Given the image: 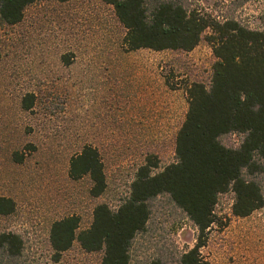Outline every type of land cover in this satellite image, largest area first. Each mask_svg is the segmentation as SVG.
<instances>
[{
  "label": "rangeland",
  "instance_id": "374dc122",
  "mask_svg": "<svg viewBox=\"0 0 264 264\" xmlns=\"http://www.w3.org/2000/svg\"><path fill=\"white\" fill-rule=\"evenodd\" d=\"M192 1L214 16L260 26L264 5L258 0ZM126 34L102 0L39 2L21 23H0V198L17 204L13 215L0 217V234L16 233L24 242L21 254L5 264H102L103 252L87 253L78 243L57 258L53 224L78 216L80 229L90 228L97 205L115 210L130 196L148 157L158 158L160 170L176 161L187 89L210 85L213 48L203 40L189 53L128 52ZM242 141L241 134L222 139L230 148ZM86 146L97 148L105 165L108 187L100 198L91 196L89 179L69 175L72 158ZM234 203L233 192L219 197L202 257L209 264H264V208L239 218ZM197 240L193 223L162 196L151 204L130 264H176Z\"/></svg>",
  "mask_w": 264,
  "mask_h": 264
},
{
  "label": "trees",
  "instance_id": "16d2710c",
  "mask_svg": "<svg viewBox=\"0 0 264 264\" xmlns=\"http://www.w3.org/2000/svg\"><path fill=\"white\" fill-rule=\"evenodd\" d=\"M45 1L49 0H0V23L15 26L28 7ZM102 2L114 8L127 30L128 52L189 53L206 40L215 57L211 82L193 83L187 89L189 109L177 133L176 161L160 170L158 158L148 157L137 170L130 196L115 210L97 205L90 228L81 230L78 216L55 222L52 248L59 258L78 243L87 253L103 252L102 264H130L133 243L149 223L151 204L167 196L198 231L196 245L176 264H209L201 250L216 222L219 197L235 194L233 215L239 218L264 208V9L260 26L251 28L234 15L214 16L192 0ZM258 2L264 5V0ZM24 107L32 108L28 97ZM230 134L243 135L239 147L224 145L222 139ZM69 175L74 181L89 179L93 198L107 190L105 165L92 146L72 158ZM16 210L12 198H0V217ZM23 246L18 234H0V264L15 259ZM143 264L168 263L158 259Z\"/></svg>",
  "mask_w": 264,
  "mask_h": 264
}]
</instances>
